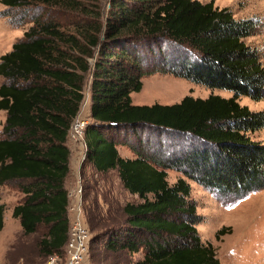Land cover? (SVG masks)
Instances as JSON below:
<instances>
[{"label": "trees", "instance_id": "16d2710c", "mask_svg": "<svg viewBox=\"0 0 264 264\" xmlns=\"http://www.w3.org/2000/svg\"><path fill=\"white\" fill-rule=\"evenodd\" d=\"M0 3L11 25L31 22L0 55V109L6 111L0 184L13 183L24 194L12 209L23 232L42 226L40 250L62 252L69 227L68 130L90 75L85 160L98 172L116 168L123 187L141 200L123 203V219L109 224L112 215L93 202L87 224L101 229L108 250L142 249L132 264H219L196 228L201 215L188 179L231 200L264 187V141L250 135L264 127V108L237 100L264 97V64L244 41L255 21L236 18L213 0H107V15L98 12L96 20L78 0ZM154 72L233 95L133 103L130 93ZM118 144L134 156H121ZM168 169L182 175L169 183ZM4 208L0 202V229Z\"/></svg>", "mask_w": 264, "mask_h": 264}, {"label": "rangeland", "instance_id": "374dc122", "mask_svg": "<svg viewBox=\"0 0 264 264\" xmlns=\"http://www.w3.org/2000/svg\"><path fill=\"white\" fill-rule=\"evenodd\" d=\"M78 2L91 14V20L97 19L98 12L101 14L99 17L101 19L107 15V0H78ZM213 2L219 7H228L236 18H252L255 21V31L244 37V41L257 51L259 59L264 64V0H213ZM3 8L4 5L0 3V11ZM30 24L31 22L18 26L11 25L7 17L0 13V55L9 51L12 44L23 37V32ZM88 60L92 65L94 58L89 57ZM86 79L83 88L84 97L78 111L85 101L82 112L88 123L91 120L88 99L90 75H87ZM186 94L194 97H207L210 94L229 97L233 92L226 88L208 87L171 73L154 72L142 77L140 90L130 93L132 102L136 104L174 103L180 101ZM237 100L252 110L264 108V97L253 99L248 95H240ZM1 120H4V110H0ZM250 135L264 141V127ZM67 140L69 145H81L85 151L86 144L82 145L69 138ZM117 146L121 149L127 148L134 156L127 146L123 144ZM181 175L182 173L177 170L168 169L167 180L173 183ZM188 181L191 185L190 197L195 201L196 210L201 215L196 228L203 241H210L213 244L219 264H264V187L231 200L218 196L195 180L188 179ZM4 188L0 185V202L5 204L4 225L0 229V264H43L47 257L39 247V239L44 232L43 227L40 226L35 232L24 233L19 219L12 214L13 206L23 198L24 194L13 183L9 184L11 189H8L9 192H5ZM81 194L84 217H88V209L93 202H96L101 214L107 216L108 210L112 215L110 220H105L108 224L123 219L124 214L121 210L123 203L141 200L137 194L130 193L123 187L114 169L98 173L88 169L81 181ZM88 226L91 235L86 264H132L143 257L142 249L136 252H129L126 249L108 250L104 247V237H99L98 231L101 229H92L89 223ZM219 228H224V232L216 237L215 232Z\"/></svg>", "mask_w": 264, "mask_h": 264}, {"label": "built area", "instance_id": "2783aa9c", "mask_svg": "<svg viewBox=\"0 0 264 264\" xmlns=\"http://www.w3.org/2000/svg\"><path fill=\"white\" fill-rule=\"evenodd\" d=\"M84 104L85 101L68 131V138L78 141L82 145H85L83 135L87 124V118L82 112ZM68 198H71L72 201L68 203L69 227L67 239L62 252L48 254L43 264H86L91 232L83 213L81 183H78L73 190L68 192Z\"/></svg>", "mask_w": 264, "mask_h": 264}, {"label": "crops", "instance_id": "0c3cea01", "mask_svg": "<svg viewBox=\"0 0 264 264\" xmlns=\"http://www.w3.org/2000/svg\"><path fill=\"white\" fill-rule=\"evenodd\" d=\"M88 97H89L88 99L90 100V95ZM0 110H4V120H5L6 111H5V109H0ZM4 120L0 121L1 122L0 132H1ZM67 145L69 147L68 172H67L64 184H65V187L67 188V190L69 192V191L73 190L78 185V183H81V181L83 179V175L85 177V172L87 173L88 169L92 170L93 173H98V171H96L93 168V166L91 165V163L89 161L85 160V151H83L81 145H78V144L69 145L68 140H67ZM117 148H118V151H119L121 156L133 157L127 148L121 149L119 146H117ZM121 150H123V151H121ZM113 169L117 172L116 168H113ZM113 169H110L109 171H113ZM117 174H118V172H117ZM0 185L5 187L4 188L5 192H9L11 190L9 188V184H0ZM8 189H10V190H8ZM71 201H72V199L68 198V203ZM3 225H4V214H3Z\"/></svg>", "mask_w": 264, "mask_h": 264}]
</instances>
